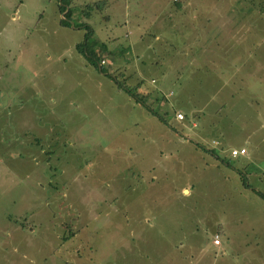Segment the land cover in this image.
<instances>
[{
    "label": "rangeland",
    "instance_id": "1",
    "mask_svg": "<svg viewBox=\"0 0 264 264\" xmlns=\"http://www.w3.org/2000/svg\"><path fill=\"white\" fill-rule=\"evenodd\" d=\"M250 1L0 0V264H264Z\"/></svg>",
    "mask_w": 264,
    "mask_h": 264
},
{
    "label": "trees",
    "instance_id": "2",
    "mask_svg": "<svg viewBox=\"0 0 264 264\" xmlns=\"http://www.w3.org/2000/svg\"><path fill=\"white\" fill-rule=\"evenodd\" d=\"M59 1H61V2H63L64 4H61V5H63V6H61V10H63L64 9V7L65 6H67V0H65V1H63V0H59ZM250 3H254V4H256L253 0H251L250 1ZM70 12V8L69 7H67V10L63 13V16L65 17V19L64 18H60L59 19V21L61 22V23H63V24H68V22H67V20H66V18H68L67 16H68V13ZM74 24V23H73ZM84 44V43H83ZM76 46H77V48L78 49H82V42L81 43H76ZM84 49V52L87 54V57H89V61L91 62V63H95L96 64V62H97V65L99 66V65H101V63L99 62V58H98V60H97V57L95 56V55H99V49H96V50H94L93 48H87V47H84L83 48ZM94 51H96V53H94ZM92 56H95V61H93V60H91V57ZM103 63V62H102ZM100 69H101V67H100ZM128 90V92H130L131 90L128 88L127 89ZM136 99H139L138 97H136ZM159 119L161 120V121H164L163 119H161V117H159ZM209 150V149H208ZM242 182L244 183V180H242Z\"/></svg>",
    "mask_w": 264,
    "mask_h": 264
},
{
    "label": "built area",
    "instance_id": "3",
    "mask_svg": "<svg viewBox=\"0 0 264 264\" xmlns=\"http://www.w3.org/2000/svg\"><path fill=\"white\" fill-rule=\"evenodd\" d=\"M103 62V59H100V63H102ZM175 118L176 119H181L182 118V114L179 112V111H177V112H175ZM245 152V148L244 147H232L230 150H229V154H230V156H232V157H234V156H236V155H238V154H243ZM213 242L214 243H217L218 242V238L217 237H214L213 238Z\"/></svg>",
    "mask_w": 264,
    "mask_h": 264
},
{
    "label": "crops",
    "instance_id": "4",
    "mask_svg": "<svg viewBox=\"0 0 264 264\" xmlns=\"http://www.w3.org/2000/svg\"><path fill=\"white\" fill-rule=\"evenodd\" d=\"M67 2H68V0H67ZM67 7L68 6H66V9H65V11L67 10ZM65 11H63L62 13H61V15L63 16V13L65 12ZM60 22V21H59ZM61 23V22H60ZM82 22H79V24H81ZM74 26H76V24H73ZM239 147H243V146H239ZM245 154V153H244ZM241 155H243V154H241Z\"/></svg>",
    "mask_w": 264,
    "mask_h": 264
}]
</instances>
